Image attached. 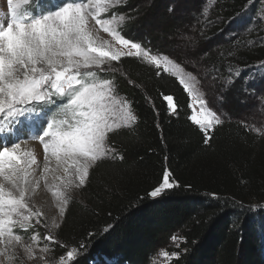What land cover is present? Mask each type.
I'll list each match as a JSON object with an SVG mask.
<instances>
[{
    "label": "trees",
    "instance_id": "obj_1",
    "mask_svg": "<svg viewBox=\"0 0 264 264\" xmlns=\"http://www.w3.org/2000/svg\"><path fill=\"white\" fill-rule=\"evenodd\" d=\"M171 1L153 0L151 7H142L143 0H126L112 11L134 17L121 27L125 37L175 56L170 44L178 26ZM177 1L194 5L193 43L201 47L205 65L215 68L220 84L234 76L242 82L241 70L264 61V47L238 40L233 25L250 12L254 0ZM209 3L212 17L202 21ZM158 13L167 21L162 38L149 21ZM147 24L150 30L144 29ZM121 64L126 75L110 77L117 94L133 103L138 121L110 134L109 147L117 158L93 168L83 191L86 206L69 209L60 236L85 253L71 264H150L175 233L182 236V248L168 264H264V136L231 121L217 125L206 144L204 133L189 119L191 99L174 77L157 76L135 58H123ZM166 95L174 96L177 114H168ZM166 165L179 187L152 199L148 193Z\"/></svg>",
    "mask_w": 264,
    "mask_h": 264
},
{
    "label": "snow or ice",
    "instance_id": "obj_2",
    "mask_svg": "<svg viewBox=\"0 0 264 264\" xmlns=\"http://www.w3.org/2000/svg\"><path fill=\"white\" fill-rule=\"evenodd\" d=\"M125 3L64 0L55 10L30 12V0H7L8 15L0 13V122L7 124V129L0 126V134L27 123L34 128L31 139L43 148L38 163L33 151L22 148L25 141H0V264H54L50 245L60 241L52 229L60 228L71 194L87 189L90 169L109 156V134L138 121L133 103L117 94L115 78L100 75H126L121 72L123 58H135L157 76L177 80L192 103L199 104L202 115L193 108L189 119L204 133L206 144L214 125L223 123L201 95L199 72L186 71L181 62L122 34L120 26L134 17L112 10ZM101 32L111 39H102ZM163 98L168 114H177L174 96ZM175 187L179 183L166 165L148 196L156 199ZM42 188L51 193L58 210L47 219L33 200ZM39 226L47 231L41 234ZM77 254L76 248L68 250L59 264H68Z\"/></svg>",
    "mask_w": 264,
    "mask_h": 264
},
{
    "label": "rangeland",
    "instance_id": "obj_3",
    "mask_svg": "<svg viewBox=\"0 0 264 264\" xmlns=\"http://www.w3.org/2000/svg\"><path fill=\"white\" fill-rule=\"evenodd\" d=\"M143 1L144 3L142 4V7L152 6L153 0ZM63 2L64 0H30V4L26 6V9L30 12H35L38 8L43 10H55L56 6L62 4ZM170 3L171 6L176 10V15L173 18V22L176 23V26H178L177 38H175L174 43L170 44L172 45V51L173 53H175V56L166 54V52L163 51L154 49L152 50L158 51L161 54H166L169 57L174 58L175 61L181 62L186 71L200 73V79H202V84L200 85L201 95L208 101V105L212 109L221 114L223 123L231 121L238 122L243 124L249 130L255 132L256 134L264 136V61L253 66L254 68H252V70L250 71L241 70L238 77H241V79L243 78L242 82H236L234 76L231 79H229L230 77L227 78L226 80L229 79L228 82H222L223 84H220V79H218L219 76L216 75L217 72L215 71V68L207 67L205 65V63L203 62L201 47L193 43L195 42L194 35L196 32L194 21L196 20L195 18H197V16L194 15V5L190 2L177 0H172ZM248 8H250V12H246V15L244 14L243 16H241V18L237 19L233 23L235 31L240 33L238 36V40L253 44L258 43V46L264 47V0H254L250 3ZM212 9L213 4L209 3L206 9V13H204V16L201 18L202 21H205L207 18L212 17ZM0 13H3L5 16L8 15L7 0H0ZM110 14L111 13H108L106 15ZM190 18H192V24H188ZM149 21L151 23V27L154 28L152 29L154 33L159 35L161 38L164 37V28L167 26V21L165 22V19L161 16V14L158 13L154 15L149 19ZM122 25L120 26V30ZM150 25H145L144 29L150 30ZM100 36L102 39H111L107 36L106 33L103 32L100 33ZM226 36V38L228 39L229 35L227 34ZM254 37L257 38L253 39ZM143 46L147 47L144 44ZM230 66L231 71L233 70V65L230 64ZM243 74L244 76L242 77ZM100 75H107L110 77V74ZM252 81L254 82L253 84ZM119 97L121 99H125L124 97ZM233 102L235 104L236 102L238 103L234 109H232ZM193 108L198 115H202V113L200 112L199 104H193L191 100L192 112ZM0 126H3L7 129V124L4 122H0ZM216 126L217 125H214V128ZM122 129L127 128L117 129L116 131H120ZM32 131H34V128L30 124L26 123L24 125H16L11 130L6 131L4 134H0V141H12L17 138L25 141V143L22 144V148L33 151L36 155L38 163H42L43 148L39 141L31 139L30 133ZM110 149L111 151L109 153V156L106 157L104 161L97 162V165L99 163L107 164L114 161L113 159H111V156H116V151L111 147ZM97 165L95 167H97ZM92 170L93 169H90V173ZM83 191L84 190H79L78 193L73 192L71 194V200L67 206V210L60 228L52 229L53 234L60 241L59 245H50V248L52 250L48 254V256L54 261V264H59V258L66 255V252L68 250H71L72 248H76L78 254L77 257L73 261H69L68 264L73 263L76 259H78V257L85 254L84 250H82L81 245V247L77 246L73 241L67 243L60 236V230L67 221V214L69 212V209L73 207L74 204L84 207L86 206L87 199L83 197ZM33 200L47 213L45 219L54 217L56 212L58 211L54 207V198L46 189L42 188L37 190L36 194L33 196ZM261 207L262 209L260 211H263L264 205H261ZM254 208L256 209L258 208V206H255ZM110 229L111 227H108L105 232H108ZM38 231L41 234H44L47 229H45L43 226H39ZM173 236L176 237L175 240L172 239ZM41 243L43 244L44 241H41ZM182 243L183 239L180 233H175L171 236L167 243H164L159 247L158 251L151 258L150 264H168L172 260L176 259V257H173L171 255L168 258H165L161 253L163 251H167L170 254H180ZM107 263L112 264L109 261H107ZM28 264H35V262H28Z\"/></svg>",
    "mask_w": 264,
    "mask_h": 264
}]
</instances>
